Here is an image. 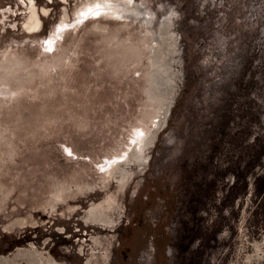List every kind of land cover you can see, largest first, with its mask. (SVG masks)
<instances>
[{
	"label": "rangeland",
	"instance_id": "374dc122",
	"mask_svg": "<svg viewBox=\"0 0 264 264\" xmlns=\"http://www.w3.org/2000/svg\"><path fill=\"white\" fill-rule=\"evenodd\" d=\"M78 1L0 0V264H264V0H133L150 14L149 81L109 68L107 21L67 34L68 64L44 79L37 49ZM30 4L47 12L28 34ZM152 94L142 158L99 184L90 159Z\"/></svg>",
	"mask_w": 264,
	"mask_h": 264
},
{
	"label": "bare ground",
	"instance_id": "6f19581e",
	"mask_svg": "<svg viewBox=\"0 0 264 264\" xmlns=\"http://www.w3.org/2000/svg\"><path fill=\"white\" fill-rule=\"evenodd\" d=\"M132 3L133 0H80L72 7L70 13L65 8L61 9L57 24L49 31L37 49L38 60L34 63L38 66L42 77L44 79L49 78L51 72L57 71V69L61 70L68 64L71 48L66 47L63 43L67 34L72 35L77 32L87 21H90L92 26L96 28L99 27L97 24L100 21H107L113 23L114 26L110 27L105 24L104 27H100L103 29L101 44L103 50L101 52L107 59L110 65L109 68L115 74L121 73L122 75L126 72L135 73L141 66V70L144 71L143 77L145 81H149L148 68L153 62L152 49L154 45V38L151 36V30L147 26L150 14L143 8L133 7ZM97 5H99V9H97ZM89 8L93 9V13L89 14ZM96 11H99L101 14L96 16ZM46 12L44 7L39 8L30 4L28 6V13L21 23L22 31L28 34L38 31L42 24L41 16L45 15ZM141 12H143V16L140 19L138 18L137 31L126 32L120 38L118 35L120 32L119 27L122 25L126 26V22L121 21V19L131 15L135 21L138 15H141ZM81 13H84V15H81ZM119 21L121 24L118 27L117 22ZM64 25H67L65 30L58 32L57 28ZM46 40L54 41V51H45L47 45L44 42ZM162 97L159 94H152L146 97V100L141 104V108L134 117L125 121L124 129H120V131L118 129V133L111 139L112 141L105 149L106 151L98 155L97 158L90 159L91 166L98 175L97 182L99 184L103 186L108 184V181L113 178V173L118 162L126 159L131 149L136 152V155H134L135 159L142 158V149L146 136L156 125L161 106H163ZM137 132H142L143 135H137ZM127 176L125 172V174L117 179L115 191L107 194V198L110 201H115V197H117L116 192L123 188ZM103 224H105V228L112 227V217L108 216Z\"/></svg>",
	"mask_w": 264,
	"mask_h": 264
},
{
	"label": "trees",
	"instance_id": "16d2710c",
	"mask_svg": "<svg viewBox=\"0 0 264 264\" xmlns=\"http://www.w3.org/2000/svg\"><path fill=\"white\" fill-rule=\"evenodd\" d=\"M262 134H264V130L262 131L261 135ZM256 145H257L258 156L264 154V142L261 144L258 143ZM255 179H256L255 190H256L257 196L259 197L257 204L258 206H261V205H264V172L257 174Z\"/></svg>",
	"mask_w": 264,
	"mask_h": 264
},
{
	"label": "snow or ice",
	"instance_id": "6c2138e0",
	"mask_svg": "<svg viewBox=\"0 0 264 264\" xmlns=\"http://www.w3.org/2000/svg\"><path fill=\"white\" fill-rule=\"evenodd\" d=\"M21 2H23V0H21ZM96 7H97V9H99V5H97ZM88 12H89V14L93 13V9L89 8V9H88ZM100 14H101V13H100L99 11H96V12H95V15H96V16H99ZM81 15H84V13H81ZM66 27H67V25H64V26L58 27V28H57V31H58V32H59V31H64ZM44 43L47 45V47L45 48V51H46V52H52V51H54V47H53V45H54V41H52V40H46ZM137 135H143V133H142V132H137ZM133 142H134V141H133ZM63 151H64L69 157H72V156H73V152H72V150H71L70 148H68V147H64V148H63ZM101 170H103V169H101Z\"/></svg>",
	"mask_w": 264,
	"mask_h": 264
},
{
	"label": "water",
	"instance_id": "95a60500",
	"mask_svg": "<svg viewBox=\"0 0 264 264\" xmlns=\"http://www.w3.org/2000/svg\"><path fill=\"white\" fill-rule=\"evenodd\" d=\"M164 22V19L162 20V23Z\"/></svg>",
	"mask_w": 264,
	"mask_h": 264
}]
</instances>
